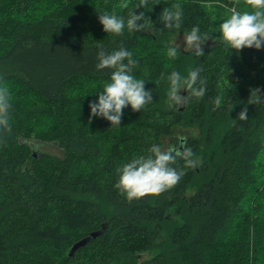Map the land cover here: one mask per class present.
<instances>
[{
    "label": "trees",
    "instance_id": "16d2710c",
    "mask_svg": "<svg viewBox=\"0 0 264 264\" xmlns=\"http://www.w3.org/2000/svg\"><path fill=\"white\" fill-rule=\"evenodd\" d=\"M125 2L139 0H0V85L13 96L12 130L0 142V264H264V103L247 104L250 89L264 94V77L247 79L240 69L244 60L264 72V48L236 52L219 28L232 9L250 6L149 0L136 11L154 30L107 34L99 13L127 18ZM175 3L182 26L168 29L159 15ZM193 26L210 38L205 54L180 49L169 59L171 35ZM101 47L131 51L139 62L132 74L152 89L153 102L141 112L128 106L120 126L90 118L89 102L110 82L111 70L97 68ZM197 67L203 99L170 104L161 73L187 76ZM42 144L60 154L37 150ZM153 144L191 148L200 164L159 197L129 202L114 187L117 168Z\"/></svg>",
    "mask_w": 264,
    "mask_h": 264
},
{
    "label": "clouds",
    "instance_id": "9594fccd",
    "mask_svg": "<svg viewBox=\"0 0 264 264\" xmlns=\"http://www.w3.org/2000/svg\"><path fill=\"white\" fill-rule=\"evenodd\" d=\"M158 3L154 2L152 5ZM250 11L231 10L230 16L219 26L222 39L226 45L236 52L244 48L260 50L264 48V0H246ZM151 5V8H152ZM122 7L128 9L127 18L115 13H99L98 20L107 34L122 36L127 29L130 33L145 30H154V22L145 15L144 11L137 14V9L148 8L149 0L139 2L129 7L125 2ZM159 20L168 29H180L183 20V8L175 3L171 7L162 9ZM207 33L201 34L199 26H193L183 36L184 50H194L197 55L203 56L202 47L209 40ZM180 53V45L167 49L169 59H176ZM98 69L111 70L110 82L103 90L98 92V99L89 102L90 118L99 117L110 122L111 126H120L124 109L131 106L133 112H141L153 102L152 89H146V81L136 78L132 73L138 66V60L133 53L124 47L106 52L102 47L97 53ZM126 61V63H125ZM201 68L189 70L187 76L178 71L170 72L167 77L161 73L160 79H167L169 88L167 98L170 104L184 105L188 99H203L207 91V83L201 77ZM182 91L187 95H182ZM264 103V94L259 87L250 89L247 104L256 105ZM214 104L219 107L221 98L217 97ZM13 108L12 92L6 85H0V142L4 140L2 134L12 130L11 112ZM247 106L238 113L237 119L247 120ZM147 155H138L129 162L117 168L119 180L114 187L131 202L144 197H159L163 193L176 187L184 175L185 169H195L200 161L195 157L191 148L185 147L178 151L173 147L162 148L153 144ZM183 160V167H175L177 159Z\"/></svg>",
    "mask_w": 264,
    "mask_h": 264
},
{
    "label": "rangeland",
    "instance_id": "374dc122",
    "mask_svg": "<svg viewBox=\"0 0 264 264\" xmlns=\"http://www.w3.org/2000/svg\"><path fill=\"white\" fill-rule=\"evenodd\" d=\"M233 8V7H232ZM231 8V9H232ZM185 33H174L171 35V38L169 39V43L172 45H180V49L184 50V40L183 36ZM189 50V49H188ZM259 64L261 66H264V60H260ZM240 69L244 70L247 72V79H261L264 77V72H262L259 67H257L255 70H250L249 66L245 64V61L242 60L240 64ZM36 149L48 152L50 154H60V150L55 144H42V145H37ZM155 250L153 252H146L142 255L143 258H148L155 254Z\"/></svg>",
    "mask_w": 264,
    "mask_h": 264
},
{
    "label": "water",
    "instance_id": "95a60500",
    "mask_svg": "<svg viewBox=\"0 0 264 264\" xmlns=\"http://www.w3.org/2000/svg\"><path fill=\"white\" fill-rule=\"evenodd\" d=\"M91 236H95V234L92 233ZM91 236L84 237V238L80 239L79 241H77L76 243H74L72 245L70 251H69V254L71 255L74 252V250H76L77 248L83 246Z\"/></svg>",
    "mask_w": 264,
    "mask_h": 264
}]
</instances>
